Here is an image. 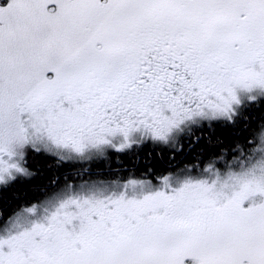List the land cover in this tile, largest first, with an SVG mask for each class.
<instances>
[{"label": "snow or ice", "instance_id": "6c2138e0", "mask_svg": "<svg viewBox=\"0 0 264 264\" xmlns=\"http://www.w3.org/2000/svg\"><path fill=\"white\" fill-rule=\"evenodd\" d=\"M0 264H264V0H0Z\"/></svg>", "mask_w": 264, "mask_h": 264}, {"label": "flooded vegetation", "instance_id": "af4514ba", "mask_svg": "<svg viewBox=\"0 0 264 264\" xmlns=\"http://www.w3.org/2000/svg\"><path fill=\"white\" fill-rule=\"evenodd\" d=\"M140 162L141 164L144 163V155L142 154L141 157H140ZM113 164V167H115V161L112 162ZM94 167H103V164H100V165H93Z\"/></svg>", "mask_w": 264, "mask_h": 264}]
</instances>
